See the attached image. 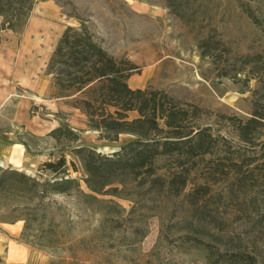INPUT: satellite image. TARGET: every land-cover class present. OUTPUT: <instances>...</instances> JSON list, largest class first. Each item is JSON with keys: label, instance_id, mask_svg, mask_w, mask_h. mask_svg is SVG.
<instances>
[{"label": "rangeland", "instance_id": "1", "mask_svg": "<svg viewBox=\"0 0 264 264\" xmlns=\"http://www.w3.org/2000/svg\"><path fill=\"white\" fill-rule=\"evenodd\" d=\"M54 1L64 15L63 31L85 27L107 53L136 67L127 80L131 89L164 91L202 109L194 123L213 141L184 193L207 184L209 195L199 210L182 197L131 186L124 199L96 195L99 203L92 204L52 196L46 217L40 213L30 223L23 245L47 264H224L217 254L231 252H247L264 264V117L247 129L245 139L239 131L254 110L264 116V0ZM26 25L11 31L18 40ZM47 63L32 65L34 89L16 87L0 105V167L34 176L49 153L53 159L63 153L68 171L81 180L77 159L60 151L48 132L66 123L79 132L77 145L101 154L134 137L100 139L88 129L86 116L69 105L73 98L51 99L57 91L46 75ZM20 97L28 102L29 128L14 121ZM25 203L22 199L17 206ZM15 224L9 231L0 224V232L20 229L17 241L24 223ZM185 235L210 244L209 251L183 243Z\"/></svg>", "mask_w": 264, "mask_h": 264}, {"label": "trees", "instance_id": "2", "mask_svg": "<svg viewBox=\"0 0 264 264\" xmlns=\"http://www.w3.org/2000/svg\"><path fill=\"white\" fill-rule=\"evenodd\" d=\"M35 3L0 0V32L16 33L24 28ZM135 68L128 60L107 53L85 27L65 28L46 67V75L51 76L52 88L57 91L51 99L73 98L69 105L86 116L88 129L97 131L100 139L115 142L123 134L134 139L111 154H101L77 145L79 132L63 123L46 136L60 151L68 150L77 159L84 178L72 177L63 153L55 159L49 153L34 176L0 167V211L7 215L0 214V224L23 221L18 243L24 244L23 236L40 213L46 217L47 201L52 196L76 197L92 204L99 203L96 195L124 199L123 192L131 186L165 198L182 197L196 210L206 207L207 184L184 193L197 160L209 153L213 141L206 129L194 123L202 109L175 100L164 91L131 89L127 80ZM129 113L137 116L130 118ZM263 117L254 110L239 130L241 138L245 139L247 129ZM19 143L29 148L24 140ZM70 166L76 172L72 161ZM81 182L87 192L82 190ZM22 199L26 203L19 208L17 203ZM182 240L193 248L209 251L210 244L199 238L185 235ZM217 259L224 264H256L255 257L247 252L218 253Z\"/></svg>", "mask_w": 264, "mask_h": 264}, {"label": "crops", "instance_id": "3", "mask_svg": "<svg viewBox=\"0 0 264 264\" xmlns=\"http://www.w3.org/2000/svg\"><path fill=\"white\" fill-rule=\"evenodd\" d=\"M64 15L54 0H36L19 40L11 31L0 35V105L13 95L16 87L32 90V65L48 62L55 44L66 24ZM2 18L0 17V23ZM21 108L16 112L14 121L29 128L28 105L25 97H20ZM14 225L2 224L4 230ZM20 229H18L19 231ZM9 231V230H8ZM5 235L0 232V264H47L44 256L33 253L25 245L15 241L17 232Z\"/></svg>", "mask_w": 264, "mask_h": 264}]
</instances>
